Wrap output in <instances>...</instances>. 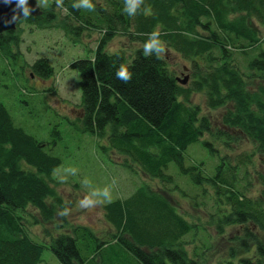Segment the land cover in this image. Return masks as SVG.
Returning a JSON list of instances; mask_svg holds the SVG:
<instances>
[{
    "label": "trees",
    "instance_id": "obj_1",
    "mask_svg": "<svg viewBox=\"0 0 264 264\" xmlns=\"http://www.w3.org/2000/svg\"><path fill=\"white\" fill-rule=\"evenodd\" d=\"M92 2L94 11L73 8L74 0H64V8L57 9L53 0L49 8L42 7V16L30 15L16 31L0 35V54L18 63L14 51L20 54L18 30L23 23L40 29L59 27L75 38L100 33L93 53L71 65L80 74L79 131L96 138L99 150L123 158L117 166L128 172L138 169L161 184L142 183L104 207L107 222L116 231L109 239L77 225L51 236L49 242L35 240L33 211L49 220L62 205L52 184L67 157L59 147L70 133L55 123L50 141L38 138L28 125L17 123L0 95V264H44L47 251L61 264H206L208 245L194 257L190 252L191 233L198 225L190 223L173 201L180 198L173 193L179 174L170 172L171 164L200 186L194 196L209 192L202 205L212 203L213 216L225 199L226 213L217 221L221 233L226 226L243 228L245 255L232 254L224 263L264 264V172L255 171L262 188L258 196L251 194L256 155L264 165V84L257 87L264 83V33L251 22L264 31V0H145L150 11L135 17L124 13V0ZM157 27L167 43V53L159 59L143 54L147 34ZM119 36L140 45L131 52L108 51L109 42ZM173 52L192 66L190 87L182 85L169 67L166 59ZM121 64L129 65L133 73L128 83L116 77ZM31 69L41 77L54 75L47 59H39ZM20 91L30 97L38 93L26 86ZM197 93L205 96L210 110H224L225 139L220 132L215 138L211 119L193 104ZM31 100L23 98L20 103L28 107ZM230 130L254 147L236 165L229 161L235 152L228 141ZM57 136L58 144L53 141ZM197 144L216 155L215 168L208 173L207 164L187 162L190 147ZM206 183L209 191L204 190Z\"/></svg>",
    "mask_w": 264,
    "mask_h": 264
},
{
    "label": "rangeland",
    "instance_id": "obj_2",
    "mask_svg": "<svg viewBox=\"0 0 264 264\" xmlns=\"http://www.w3.org/2000/svg\"><path fill=\"white\" fill-rule=\"evenodd\" d=\"M50 2L53 0H48V5ZM48 5L44 8H49L50 5ZM58 24L59 22L54 23V25ZM252 24L257 27L259 33L261 31L264 33L259 24L251 22ZM18 31H20L18 33L20 54L14 51L18 54V58L16 57L18 63L14 65L9 57L0 54V95L6 100L17 123L26 128L28 125L29 132L38 138L50 141V132L55 123H62L63 132L70 133L67 138L63 136L64 141L59 147L67 154L65 162L62 168L53 175L55 183L52 186L62 205L57 207L55 216L49 220H44L37 211H33L36 223L31 228L32 237L40 242H49L51 236L70 232L72 226L81 225L90 227L96 235L109 239V235L116 234V231L108 224L104 207L120 197L124 198L132 194L142 183L146 182L158 187L161 182L153 181L140 173L138 169L135 172H128L123 167L117 166L123 162V158L115 155L113 151L112 154L99 150L96 138L89 133L79 131L77 120L82 110L80 74L71 65L96 49L98 38H101L100 33H95L92 37L85 34L81 38H75L68 36L59 27L50 26L40 29L25 23L20 25ZM139 45V43L132 44L128 38L119 36L109 42L107 50L113 53L120 49L131 52ZM39 59L49 61L54 68L53 76L41 77L31 69V66ZM166 60L170 69L181 81L187 79L185 87H190L194 75L189 62L174 52L169 54ZM6 71H8L7 75H5ZM262 84L264 83H258V89ZM25 86L33 90L35 88L38 93L33 94V97L29 94L23 95L20 88ZM23 98H33L32 105L24 107V104L20 103ZM193 104L203 108L204 113L214 124L215 138L220 132L222 139L224 135L221 132L224 128L227 129L222 123L224 110H210L205 96L199 93L193 95ZM230 136L231 140L228 141L232 147L234 146L235 152L229 161L236 165L243 156L252 154L254 147L252 143L242 141V134L239 132L232 130ZM53 141L58 144V136ZM198 145L190 147L187 162L205 163V167L207 164L209 168H206V172L207 169L215 168L212 162L216 155L202 145ZM259 158L256 155L255 167H251L255 168L251 176L253 177L251 190L253 198L258 196L262 188L255 177L256 170L260 173L264 172V165L260 164ZM170 168H172L171 173L179 174L173 184L175 188L173 193L181 199L174 197L173 201L190 223L198 225V230L195 229L191 233L193 240L190 252L192 256L205 251L207 245L209 248L203 259L206 264H225V261L231 259L232 254L236 255V258L244 256L245 249L241 245L244 238L243 228L226 226L221 233L217 225V221H222L226 213L225 199L220 200L215 212L212 211L213 216L209 213V210L214 209L212 203L208 207L202 205L210 198L209 192L207 195H201L200 198L194 196L196 189L200 186L194 185L189 176L180 175V170L174 164H171ZM173 168L176 169L173 170ZM204 188L209 191L208 183ZM108 193H111V202L106 200ZM85 199L93 201L94 204L84 207L81 201ZM92 207L95 209H90ZM63 210H67L70 215H59ZM187 240L189 244L190 241L188 238ZM47 259L49 264H61L49 251L44 254L45 263Z\"/></svg>",
    "mask_w": 264,
    "mask_h": 264
},
{
    "label": "clouds",
    "instance_id": "obj_3",
    "mask_svg": "<svg viewBox=\"0 0 264 264\" xmlns=\"http://www.w3.org/2000/svg\"><path fill=\"white\" fill-rule=\"evenodd\" d=\"M11 2V0H8ZM57 9L64 8V0H54ZM48 5V0H38V7L42 8ZM145 0H124V8L123 11L126 15L130 17H135L141 11L147 13L150 11L148 7H145ZM72 7L79 10L85 9L88 11H94L96 5L92 2V0H74ZM17 9L19 10L15 16H13V21L22 17L27 18L31 15L33 9L29 6L28 0H18ZM148 39L143 45V54L146 57L155 56L156 58H163L167 53V43L161 37L163 32L157 27L151 33H148ZM133 73L130 70V66L127 64H121L116 72L117 79L123 81L124 83H128L132 79ZM107 202H111V193L106 194ZM81 204L84 207H89L94 204L91 200H83ZM90 209H95L94 207ZM61 216L70 215L67 210H63L59 213Z\"/></svg>",
    "mask_w": 264,
    "mask_h": 264
},
{
    "label": "water",
    "instance_id": "obj_4",
    "mask_svg": "<svg viewBox=\"0 0 264 264\" xmlns=\"http://www.w3.org/2000/svg\"><path fill=\"white\" fill-rule=\"evenodd\" d=\"M17 2L18 0H11V2L0 0V35L16 31L20 21L25 19L21 14L20 18L13 21V16L19 11ZM28 4L33 9L31 16L39 17L43 15L42 8L38 7V0H28ZM186 83L187 79L181 81V84L185 85Z\"/></svg>",
    "mask_w": 264,
    "mask_h": 264
}]
</instances>
